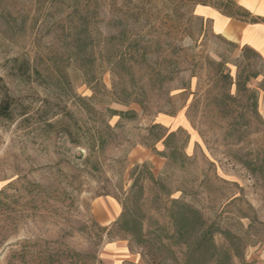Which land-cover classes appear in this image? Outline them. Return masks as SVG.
Listing matches in <instances>:
<instances>
[{
	"label": "rangeland",
	"instance_id": "1",
	"mask_svg": "<svg viewBox=\"0 0 264 264\" xmlns=\"http://www.w3.org/2000/svg\"><path fill=\"white\" fill-rule=\"evenodd\" d=\"M197 1L0 0V264H147L115 226L143 162L207 222L254 218L244 259L264 264V62ZM171 131L175 162L154 140Z\"/></svg>",
	"mask_w": 264,
	"mask_h": 264
},
{
	"label": "trees",
	"instance_id": "2",
	"mask_svg": "<svg viewBox=\"0 0 264 264\" xmlns=\"http://www.w3.org/2000/svg\"><path fill=\"white\" fill-rule=\"evenodd\" d=\"M203 2L204 0L197 1V3ZM241 47L257 54L264 62L254 49L245 45ZM94 83L96 86L99 85L98 79ZM0 90L2 91L0 117H9L13 100L1 77ZM127 97L128 95L123 93L116 99L123 102L135 101V98L126 99ZM110 113L127 118L136 115L132 110H110ZM152 128L160 129L162 126L154 124ZM65 131L70 134L68 130ZM174 135V131L154 135V140L160 141L164 146L162 155L170 162L176 160V147L171 146ZM143 177L154 192L152 200L155 205L150 209L146 208L143 197L144 188L141 180ZM130 179L129 190L120 199L122 210L115 221V226L127 237L130 248L135 247L141 251L147 264H254L244 259V250L250 244L248 237H254L252 230L255 224H258L255 223L254 218L246 216L248 223L240 232L219 226L214 222H207L193 205L175 197L169 198L171 190L153 175L145 162L138 163L132 168ZM160 196L165 201L158 200L161 199ZM216 234L221 235L220 242L215 240ZM177 252L180 253L179 258Z\"/></svg>",
	"mask_w": 264,
	"mask_h": 264
},
{
	"label": "crops",
	"instance_id": "3",
	"mask_svg": "<svg viewBox=\"0 0 264 264\" xmlns=\"http://www.w3.org/2000/svg\"><path fill=\"white\" fill-rule=\"evenodd\" d=\"M227 1L204 0L203 3H196L195 14L209 22L210 29L215 35L248 46L264 59V44L263 51H261L245 40L242 33V30L246 28L259 27L257 31L260 36H258L264 40V0H230L236 9L244 13L239 15L230 10ZM245 15L247 18H245ZM213 26L218 33L214 31Z\"/></svg>",
	"mask_w": 264,
	"mask_h": 264
}]
</instances>
